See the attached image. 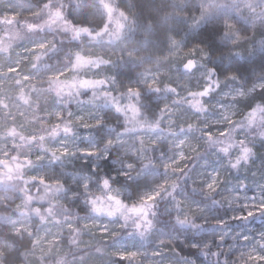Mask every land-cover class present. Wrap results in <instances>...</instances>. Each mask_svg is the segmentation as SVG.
<instances>
[{
	"label": "clouds",
	"instance_id": "1",
	"mask_svg": "<svg viewBox=\"0 0 264 264\" xmlns=\"http://www.w3.org/2000/svg\"><path fill=\"white\" fill-rule=\"evenodd\" d=\"M0 264H264V0H0Z\"/></svg>",
	"mask_w": 264,
	"mask_h": 264
}]
</instances>
